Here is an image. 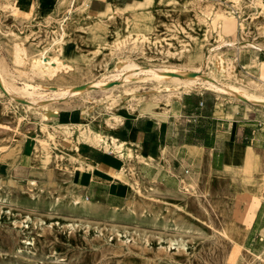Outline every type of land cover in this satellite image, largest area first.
<instances>
[{
  "label": "rangeland",
  "instance_id": "1",
  "mask_svg": "<svg viewBox=\"0 0 264 264\" xmlns=\"http://www.w3.org/2000/svg\"><path fill=\"white\" fill-rule=\"evenodd\" d=\"M108 1L88 16V0H0V264H264V226H250L264 202V142L226 169L201 160L174 189L142 178L129 159L124 195L113 205L80 194L73 151L59 146L53 125L54 111L78 107L76 134L94 143L96 133L115 137L127 115L184 120L202 94L219 109L242 107L264 129V104L207 81L264 97V0ZM61 25L65 38L44 50ZM34 51L50 58L43 76L32 73ZM125 59L145 72L117 84L112 74ZM153 66L204 76L185 84L182 76L153 74ZM97 80L108 87H86ZM68 90L64 101L31 103ZM26 146L32 163L17 168Z\"/></svg>",
  "mask_w": 264,
  "mask_h": 264
},
{
  "label": "crops",
  "instance_id": "2",
  "mask_svg": "<svg viewBox=\"0 0 264 264\" xmlns=\"http://www.w3.org/2000/svg\"><path fill=\"white\" fill-rule=\"evenodd\" d=\"M107 3L108 0H88V16L99 15ZM139 3L142 0H125V4ZM216 100L197 95L196 102L188 105L184 120L180 117L124 116L114 128L115 137L103 134L108 144L118 145L119 152L106 148L102 141L94 144L79 139L76 130L82 125V110L59 108L53 125L59 136V146L73 151L75 169L72 178L77 190L89 202L114 205L119 204L124 195L119 175L129 159L133 160L135 170L142 178L171 189L179 187L191 173L195 174L203 159L225 169L229 168L230 162L239 164L247 159L246 150L264 142V129L256 127V123L245 116L246 110L242 107L219 109ZM214 121L215 125L212 124ZM242 139H248L252 145L236 143ZM31 163L32 154L27 146L23 147L16 166L24 168ZM252 219L250 226L254 225V220L264 226V202L256 207Z\"/></svg>",
  "mask_w": 264,
  "mask_h": 264
},
{
  "label": "bare ground",
  "instance_id": "3",
  "mask_svg": "<svg viewBox=\"0 0 264 264\" xmlns=\"http://www.w3.org/2000/svg\"><path fill=\"white\" fill-rule=\"evenodd\" d=\"M63 20H64V18L61 20L60 23H62ZM133 25L134 26H137L136 24H133ZM65 36H66L65 28L61 25L58 33L56 35H53L51 37V40H49V45L44 46V50H47L53 43H58V42L62 41L65 38ZM227 44L231 45L232 42H228ZM253 46H256V45L253 44ZM219 47H221V46H219ZM257 48L261 49V47H258V45H257ZM22 52L23 51L21 50L20 45H17V47H16V60H21V59L24 58V54ZM27 59L32 64V66L34 67L32 73L38 74V75H41V76H43V74H44L43 72L46 71V65L51 62L50 61V58L45 57V52H38V51H34L30 55H28ZM118 67L119 68H118L117 72H115V73L112 74V79H116L114 82L117 83V84H123V85H125V84L129 83V81L131 79L135 78L138 74H140V72H143V71L145 72V70H144L145 67L142 68L141 65L135 64L134 61H127L126 59L119 61ZM150 71L153 72V74L155 73V74H160V75H162V74H164V75H170L174 79H177V81L179 79H181L182 77H184V78H182V81L184 80L185 84L190 83V82H193V81H195V83H200V81H198L199 80V77L204 76V74L202 72H200V71H198V72H196V71L195 72L194 71H189V70L186 71L185 69L184 70H177V69H174V68H171V67L169 68V67H164V66L163 67H159V66H157V67H154V66L153 67H150ZM196 74L198 75V77H196ZM179 76H182V77L180 78ZM195 77H196V80H195ZM209 77L208 78L206 77L207 78V81L211 85V87H213L216 91H219V92L228 94V95H230L232 97L242 98V99H244L246 101V103L248 102V103H251V104H259V103L264 104V97H261L259 95L252 94V93H243L242 94L241 91H240V87H238V86H236L234 84H226V83H223V82L220 83V82H217L216 80L209 79ZM106 81L108 82V80H106ZM106 81L105 82L102 81V80L92 81L88 86H86V85L85 86L87 88H89V87H93L94 88L95 87V88H100L102 90L103 89L105 90L108 87V83ZM112 83H113V81H112ZM124 88H125L124 90H129L128 87H124ZM76 92H78V91H76ZM69 93H70V91L68 90V91H61V92H57V93L54 92L52 95H48V96L39 95L38 98L31 97L32 98L31 99V103L32 102H35V103H38V104H41V105L46 106L47 104L52 103V102L64 101L65 98L67 97L66 95H68ZM54 112L57 114L58 110H56ZM100 136L103 137L102 133H96V136H94L91 139H92V141H94L95 144H99L102 141L106 148L107 147H111V149H113L115 152H119L118 151V145L117 144H114V143L112 145L110 143L108 144V142L105 139H102V137L100 138ZM82 139L83 140H88V142L90 141V139L87 136L82 137ZM114 140H116V139H114ZM111 141H112V139H111ZM125 169L126 168H124L122 170L121 175H119L122 178V180L124 179L123 173H124V170ZM188 197L189 196H187L186 198H188ZM83 206L84 205H82V207ZM164 215H166V214H164ZM169 243H170L168 245L169 247H171V244H174V242L171 241V240H170Z\"/></svg>",
  "mask_w": 264,
  "mask_h": 264
},
{
  "label": "built area",
  "instance_id": "4",
  "mask_svg": "<svg viewBox=\"0 0 264 264\" xmlns=\"http://www.w3.org/2000/svg\"><path fill=\"white\" fill-rule=\"evenodd\" d=\"M200 95H202V94H200ZM202 104V101H200L199 102V105H201ZM188 170L187 169H185V172H187ZM85 198H87V197H85Z\"/></svg>",
  "mask_w": 264,
  "mask_h": 264
}]
</instances>
